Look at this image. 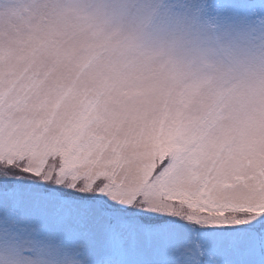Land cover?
Segmentation results:
<instances>
[{
	"label": "snow or ice",
	"instance_id": "obj_1",
	"mask_svg": "<svg viewBox=\"0 0 264 264\" xmlns=\"http://www.w3.org/2000/svg\"><path fill=\"white\" fill-rule=\"evenodd\" d=\"M0 264H264V0H0Z\"/></svg>",
	"mask_w": 264,
	"mask_h": 264
},
{
	"label": "clouds",
	"instance_id": "obj_2",
	"mask_svg": "<svg viewBox=\"0 0 264 264\" xmlns=\"http://www.w3.org/2000/svg\"><path fill=\"white\" fill-rule=\"evenodd\" d=\"M196 43L195 38L184 36V37H175L162 42V46L165 49H172L175 53L174 57H164L162 60L158 59L157 67L163 68L165 65L170 64L176 57L181 55L186 49L191 48Z\"/></svg>",
	"mask_w": 264,
	"mask_h": 264
}]
</instances>
